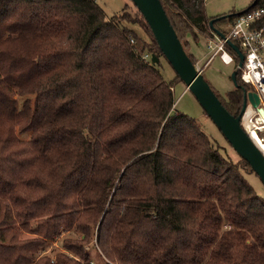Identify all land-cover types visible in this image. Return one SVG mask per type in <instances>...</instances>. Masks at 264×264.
<instances>
[{"label":"trees","instance_id":"1","mask_svg":"<svg viewBox=\"0 0 264 264\" xmlns=\"http://www.w3.org/2000/svg\"><path fill=\"white\" fill-rule=\"evenodd\" d=\"M160 1L193 63L186 34L224 33L236 14L264 7L208 16L205 0ZM124 10L0 0V264H98L89 243L99 264H264L253 169L174 107L148 24ZM236 81L213 90L234 115L251 89ZM57 237L62 249L45 254Z\"/></svg>","mask_w":264,"mask_h":264},{"label":"water","instance_id":"2","mask_svg":"<svg viewBox=\"0 0 264 264\" xmlns=\"http://www.w3.org/2000/svg\"><path fill=\"white\" fill-rule=\"evenodd\" d=\"M131 1L142 14L160 51L168 60L181 81L184 82L186 88L193 93L204 112L216 124L236 153L249 163L250 167L264 185V153L240 123V117L246 108L247 102L264 117L263 107L257 106L259 102L257 92L254 90H247L243 96L239 112L236 115L230 113L221 103V100L213 91L208 81L203 77L201 71H198L195 64L190 60L174 27L170 23L161 1ZM211 21L212 19L210 22ZM214 32L219 36L223 35V33L217 29H214ZM228 44L236 53L238 57L237 63L240 65L243 60L242 51L235 43L228 41ZM150 60L156 62L158 57L155 54H151ZM236 74L237 68L235 67L230 72V78L233 84H237Z\"/></svg>","mask_w":264,"mask_h":264},{"label":"rangeland","instance_id":"3","mask_svg":"<svg viewBox=\"0 0 264 264\" xmlns=\"http://www.w3.org/2000/svg\"><path fill=\"white\" fill-rule=\"evenodd\" d=\"M104 10L107 16L113 14L121 13V9L125 7L124 13L133 16L136 8L131 0H95ZM251 0H205L204 8L205 13L208 16H220L223 14H228L229 12H238L246 8L250 4ZM125 5V6H124ZM129 26L133 27L138 35L145 40H149L147 32L136 23H129L124 21ZM217 24L221 27H225L223 21H217ZM140 38V39H141ZM185 38L189 39L188 50L193 53V55L198 58L199 64L203 65L210 53L206 47V34L199 32L197 39H193L190 35L186 34ZM145 52V50H144ZM159 70L162 76L166 80H173V94H174V107L190 116H192L202 130L209 136L212 142L218 147V149L226 156H228L233 161L238 160L239 157L236 151L232 148L230 143L224 137L222 132L216 126V124L211 120V118L203 111L201 105L193 95V93L186 88L184 82L179 81L175 77V72L169 62L163 56H160L158 63ZM204 77L209 82L210 86L216 93L224 95L225 92L232 88L233 82L230 78V72L234 69V63H224L218 56L210 59L204 65ZM264 131L258 132V136L262 137ZM261 134V135H259ZM254 142L257 143L256 137L253 135ZM258 144V143H257ZM247 181L253 186L255 191L264 197V185L259 179V177L254 172H249L245 174ZM61 237H57L52 241L49 246L44 250L45 254L53 256V248L61 250ZM91 251V258L96 262L100 263L101 259L97 251L89 243L88 246Z\"/></svg>","mask_w":264,"mask_h":264},{"label":"built area","instance_id":"4","mask_svg":"<svg viewBox=\"0 0 264 264\" xmlns=\"http://www.w3.org/2000/svg\"><path fill=\"white\" fill-rule=\"evenodd\" d=\"M263 16V6L236 14L222 36L214 32L212 36L206 38V47L210 53L207 61L200 65L197 60L194 64L198 71H202L204 65L215 56H218L224 63L233 62L240 79L251 87L250 90L257 92L259 96L257 106H262L264 109V25L259 24ZM228 41L235 43L242 51L243 60L240 65L237 63L236 53L228 47ZM142 56L150 59L151 54L144 52ZM247 122L257 132L264 131V128H262L264 125L263 117L255 108L251 107L249 102H247L246 108L240 117V123L245 129Z\"/></svg>","mask_w":264,"mask_h":264},{"label":"bare ground","instance_id":"5","mask_svg":"<svg viewBox=\"0 0 264 264\" xmlns=\"http://www.w3.org/2000/svg\"><path fill=\"white\" fill-rule=\"evenodd\" d=\"M263 122H264V117H263ZM262 128H264V125H263V127ZM249 133L251 134V136L253 137V135H254V137H256V139H257V146L260 148V150L264 153V136L263 137H260V136H258L257 134H258V132L254 129V127L252 126L250 129H249Z\"/></svg>","mask_w":264,"mask_h":264},{"label":"crops","instance_id":"6","mask_svg":"<svg viewBox=\"0 0 264 264\" xmlns=\"http://www.w3.org/2000/svg\"><path fill=\"white\" fill-rule=\"evenodd\" d=\"M197 60H199V59H197ZM199 62V61H198Z\"/></svg>","mask_w":264,"mask_h":264}]
</instances>
